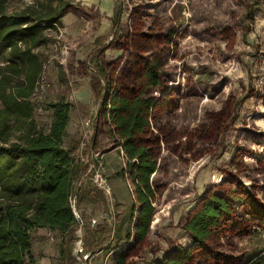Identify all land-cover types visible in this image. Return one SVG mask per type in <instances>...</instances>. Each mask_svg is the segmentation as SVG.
Masks as SVG:
<instances>
[{
	"label": "rangeland",
	"instance_id": "1",
	"mask_svg": "<svg viewBox=\"0 0 264 264\" xmlns=\"http://www.w3.org/2000/svg\"><path fill=\"white\" fill-rule=\"evenodd\" d=\"M2 5L7 12L42 15L65 6L33 49L43 66L30 97L31 119L12 115L9 123L10 140L27 131L31 120L47 131L49 103H72L65 145H76L78 160L93 156L87 181L104 196L101 206L77 208L85 229H77L76 241L87 237L92 243L105 221L113 232L105 247L85 245L87 258L77 255L75 242L71 264H118L121 254L126 264H161L175 251L184 252L181 264H250L264 247V0H2ZM98 39L107 45L98 66L107 74L108 98L142 94L155 100L150 126L140 136L158 165L151 177L155 212L142 239L133 229L135 187L128 172L118 174L128 158L93 87L91 54ZM151 73L157 85H149ZM214 195L225 200L228 212L211 236L196 241L186 224ZM59 242L58 230L39 228L35 260L27 264H59Z\"/></svg>",
	"mask_w": 264,
	"mask_h": 264
},
{
	"label": "trees",
	"instance_id": "2",
	"mask_svg": "<svg viewBox=\"0 0 264 264\" xmlns=\"http://www.w3.org/2000/svg\"><path fill=\"white\" fill-rule=\"evenodd\" d=\"M64 12L65 6L50 15L33 10L7 12L0 0V264L34 262V233L39 228L60 232L59 264L73 263L76 231L80 226L85 229L74 213L73 203L79 208L101 206L104 201L102 189L87 181L93 170V156L87 161L78 160L74 155L76 145H65L72 109L69 101L49 103L53 111L47 131L36 128L31 120L27 131L17 140H10L9 117L16 115L19 120H30L33 114L34 102L30 97L43 66L33 49L43 42L42 30L55 25ZM117 27L118 24L116 30ZM98 42L91 54L93 87L101 104L112 115L128 158L118 174L124 177L128 172L135 187L139 206L132 208L133 229L136 237L142 239L148 234L155 212L151 177L158 165L157 155L143 144L140 136L150 126L155 100L142 94L128 97L116 93L108 98L107 74L98 66V57L107 45H101L102 39ZM157 84L151 73L149 85ZM226 212L228 204L221 196L214 195L191 216L186 229L196 241H204L214 233V226ZM130 230L128 238L133 235ZM112 232L110 223L105 221L92 243L83 237V244L91 246L95 242L99 248L105 247ZM183 253L167 254L161 264H181ZM117 261L126 264L125 255H119ZM250 264H264V247Z\"/></svg>",
	"mask_w": 264,
	"mask_h": 264
},
{
	"label": "built area",
	"instance_id": "3",
	"mask_svg": "<svg viewBox=\"0 0 264 264\" xmlns=\"http://www.w3.org/2000/svg\"><path fill=\"white\" fill-rule=\"evenodd\" d=\"M92 166H93V163H92ZM73 210H74V213L77 217V219L79 220L80 224L82 225L83 223V220L81 218V216L79 215L78 211H77V208L75 206V202L73 203ZM81 227V226H80ZM80 227L78 228L80 230ZM75 252L77 253V255H83L84 252H85V248H84V244H83V238L79 239V241L77 242L76 241V246H75ZM84 257L87 258L88 257V254L85 253L84 254Z\"/></svg>",
	"mask_w": 264,
	"mask_h": 264
}]
</instances>
